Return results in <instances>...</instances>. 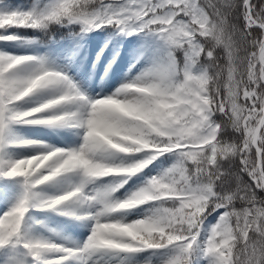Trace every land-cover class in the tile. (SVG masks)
Masks as SVG:
<instances>
[{
	"label": "snow or ice",
	"instance_id": "snow-or-ice-1",
	"mask_svg": "<svg viewBox=\"0 0 264 264\" xmlns=\"http://www.w3.org/2000/svg\"><path fill=\"white\" fill-rule=\"evenodd\" d=\"M64 21L162 44L138 76L100 99L43 58L0 52V180L22 189L0 213V264H127L167 250L163 264H264V0H54L39 13L0 11V30ZM46 90L57 94L17 108ZM13 125L75 128L81 140L13 158L11 149L39 143L16 138ZM160 157L170 166L114 198ZM109 176L119 179L87 187ZM72 178L61 192L40 190ZM144 205V218L113 216ZM30 210L90 220V234L74 246L35 238Z\"/></svg>",
	"mask_w": 264,
	"mask_h": 264
},
{
	"label": "rangeland",
	"instance_id": "rangeland-1",
	"mask_svg": "<svg viewBox=\"0 0 264 264\" xmlns=\"http://www.w3.org/2000/svg\"><path fill=\"white\" fill-rule=\"evenodd\" d=\"M53 2L54 0H29L26 3L18 4L14 9L10 7L3 8L0 5V11L32 10L39 13ZM69 25H73L77 33L66 38L50 39L48 42H42L31 37L0 40V52L43 58L46 67L61 71L68 76L83 95L89 99H100L111 95L122 84L138 76L151 63L153 55L162 44L151 34L127 35L116 28H114V31L108 29L110 33H106V29L103 28L85 30L84 26L79 23L67 22L65 24V26ZM45 27L46 24L41 28ZM1 35H11L9 28L2 30ZM31 67L35 68L36 65H31ZM56 94L54 90H46L21 101L18 103L17 108L19 110L31 108L40 100H46ZM67 107L71 111L77 110L75 105ZM60 110L62 109H58V111ZM12 132L18 139L39 142L36 146L11 149L10 154L13 158H25L37 154L42 151L43 145L75 147L81 140L79 129L59 125H13ZM162 160L163 158L160 157L159 161H154L153 165L134 176L124 187L113 194L114 198L123 199L142 186L147 176L155 175L160 170ZM78 179L61 180L54 185L42 186L40 190L47 194H55L65 190L70 182H77ZM118 179L114 176L99 177L87 187H109L114 185ZM10 181L5 188L0 190V213L10 208L22 191L18 179H11ZM4 191L8 194H2ZM70 207L79 213L82 206L73 204ZM43 213V219L33 221L30 227L26 229L28 235L66 246H74L81 244L90 234L92 226L90 220L75 219L72 216L60 215L54 211ZM146 213L147 208L144 205L130 210H122L114 213L113 216L121 219L122 222H132L144 218ZM136 254L126 257L127 264H134L133 259ZM171 254L172 252L169 250L164 251L162 254L149 251L143 263L163 264L164 259Z\"/></svg>",
	"mask_w": 264,
	"mask_h": 264
},
{
	"label": "trees",
	"instance_id": "trees-1",
	"mask_svg": "<svg viewBox=\"0 0 264 264\" xmlns=\"http://www.w3.org/2000/svg\"><path fill=\"white\" fill-rule=\"evenodd\" d=\"M25 1V2H23ZM29 0H0V5L5 8V7H10L11 9H14L18 4L20 3H26ZM65 24H67V21L61 22V23H56V22H49L46 24L45 28H26V29H22V28H9V31L11 33V35H14L15 37H18L19 39H21L22 37H31V38H36L39 41L42 42H48L50 39H58V38H66L74 33H77L75 31V27L73 25H69V26H65ZM102 29V28H101ZM103 29H106L105 32L106 33H110V31H114V27L112 26H105L103 27ZM110 29V31L108 30ZM2 34V30H0V35ZM218 55L223 56V50L222 49H217L216 50ZM163 160L161 162V166H160V170H162L163 168H167L168 166H170V164L172 163L173 158H169L167 160H165L164 157H162ZM159 170V171H160ZM242 178L247 181V177L244 176L243 174ZM112 177V176H110ZM148 177V176H147ZM9 182H11L10 180L7 182V184H5V181L0 180V190L5 188L6 185L9 184ZM146 208L148 209V205H146ZM44 218V213L43 212H37L35 210H30V212L28 214H26V219H25V225H26V229L30 227L32 221H37V220H41ZM210 219V217H209ZM170 252H172V250H169ZM149 251H145V252H141V253H137L133 259L134 264H145L143 263L145 257H147ZM155 254H162L163 252H156L153 251Z\"/></svg>",
	"mask_w": 264,
	"mask_h": 264
}]
</instances>
